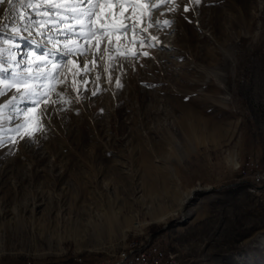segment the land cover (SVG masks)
Returning <instances> with one entry per match:
<instances>
[{
	"label": "rangeland",
	"instance_id": "374dc122",
	"mask_svg": "<svg viewBox=\"0 0 264 264\" xmlns=\"http://www.w3.org/2000/svg\"><path fill=\"white\" fill-rule=\"evenodd\" d=\"M263 170L264 0L0 4V264H264Z\"/></svg>",
	"mask_w": 264,
	"mask_h": 264
},
{
	"label": "built area",
	"instance_id": "2783aa9c",
	"mask_svg": "<svg viewBox=\"0 0 264 264\" xmlns=\"http://www.w3.org/2000/svg\"><path fill=\"white\" fill-rule=\"evenodd\" d=\"M256 176L257 177H256L255 181L257 183L261 182L264 184V170L262 172L256 174ZM147 257L155 258V255H153V257H150V255L148 254ZM147 257H146V255H144L142 253L137 255L136 256V261L138 262L137 264H150L151 261Z\"/></svg>",
	"mask_w": 264,
	"mask_h": 264
},
{
	"label": "snow or ice",
	"instance_id": "6c2138e0",
	"mask_svg": "<svg viewBox=\"0 0 264 264\" xmlns=\"http://www.w3.org/2000/svg\"><path fill=\"white\" fill-rule=\"evenodd\" d=\"M7 2H8V4H13V0H7ZM4 3V0H0V4H3ZM29 6L31 7V6H33L31 3H29ZM52 7H61V5H52ZM81 9V5H76L75 7H73L72 8V11H78V10H80ZM45 15L47 14V13H44ZM82 15L84 16V17H86V18H88V20H89V23L91 22V17L93 16V15H95V12H94V9H92V8H89L88 9V11H86V12H83L82 13ZM165 23H167V22H165ZM146 55V54H145Z\"/></svg>",
	"mask_w": 264,
	"mask_h": 264
},
{
	"label": "bare ground",
	"instance_id": "6f19581e",
	"mask_svg": "<svg viewBox=\"0 0 264 264\" xmlns=\"http://www.w3.org/2000/svg\"><path fill=\"white\" fill-rule=\"evenodd\" d=\"M105 8V7H104ZM101 9V7H100ZM100 12V11H99ZM102 14V12H100ZM104 13V12H103ZM79 14V13H78ZM100 15V14H99ZM104 15V14H103ZM81 16V15H80ZM97 16V15H96ZM95 18V17H94ZM87 21V20H86ZM90 25V24H89ZM93 25V24H92ZM94 27V26H92ZM98 28V27H97ZM96 28V29H97ZM102 28V27H101ZM106 28V27H105ZM197 190H192L189 195L182 201L181 205H180V208H179V213L182 214L183 212H185V209L187 208L188 204L191 202L192 200V197L194 196V192H196ZM186 214V213H184ZM183 216V214H182Z\"/></svg>",
	"mask_w": 264,
	"mask_h": 264
}]
</instances>
